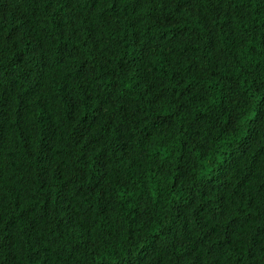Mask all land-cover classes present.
Here are the masks:
<instances>
[{
	"label": "trees",
	"instance_id": "obj_1",
	"mask_svg": "<svg viewBox=\"0 0 264 264\" xmlns=\"http://www.w3.org/2000/svg\"><path fill=\"white\" fill-rule=\"evenodd\" d=\"M0 264H264V0H0Z\"/></svg>",
	"mask_w": 264,
	"mask_h": 264
}]
</instances>
